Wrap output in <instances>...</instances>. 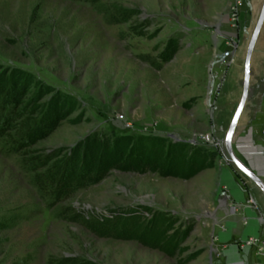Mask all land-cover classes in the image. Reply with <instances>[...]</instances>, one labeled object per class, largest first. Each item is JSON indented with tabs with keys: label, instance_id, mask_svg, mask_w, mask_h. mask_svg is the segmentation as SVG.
<instances>
[{
	"label": "rangeland",
	"instance_id": "rangeland-1",
	"mask_svg": "<svg viewBox=\"0 0 264 264\" xmlns=\"http://www.w3.org/2000/svg\"><path fill=\"white\" fill-rule=\"evenodd\" d=\"M262 4L0 0V68L27 75L23 112L35 98L34 112L68 98L55 128L29 146L44 166L30 171L0 140V264H224L220 238L242 239L231 205H264L225 146ZM263 32L264 21L231 140L239 160L234 140L248 121L264 130ZM143 136L158 138L148 157ZM83 143L98 159L108 148L103 161L123 150L121 161L61 199L38 187V174Z\"/></svg>",
	"mask_w": 264,
	"mask_h": 264
},
{
	"label": "trees",
	"instance_id": "trees-1",
	"mask_svg": "<svg viewBox=\"0 0 264 264\" xmlns=\"http://www.w3.org/2000/svg\"><path fill=\"white\" fill-rule=\"evenodd\" d=\"M26 79L27 75L19 69H11L6 73L2 67L0 68V140L9 153L23 155L26 167L30 171H34L47 162L43 156L30 155L29 146L46 137L55 128L58 120L65 112L64 106L60 102L63 100L68 101V98L61 95L56 97L55 101H46L45 105L39 104L41 106L39 112H34L33 108H35L36 102L39 101L35 98L33 101L34 106L29 109L30 112H23L28 102L33 100L32 95L26 97L29 88V85L25 84ZM17 106L20 107L19 111H17ZM141 139L143 140L142 153L148 157L151 150L156 146L154 141L158 138L143 136ZM94 147L91 144L87 149L86 143H83L73 156L69 152L62 159L51 163L44 174H38L35 177L38 187H41L44 192L53 193L55 198L60 196L61 199L71 195L77 188L98 181L108 168L121 161L123 150L114 155L116 156L114 159L108 158L103 161L102 157L108 148L102 149L99 153L102 156H99L100 159H98L95 156L96 150ZM159 149L160 151L164 149V144L159 146ZM202 152L204 150L200 149L199 153ZM86 154L89 155L87 158ZM154 158L157 159V155ZM173 161L174 166L178 165L179 159L177 157H173ZM150 168H154V166ZM61 263L94 264L77 261L74 257H69Z\"/></svg>",
	"mask_w": 264,
	"mask_h": 264
},
{
	"label": "crops",
	"instance_id": "crops-1",
	"mask_svg": "<svg viewBox=\"0 0 264 264\" xmlns=\"http://www.w3.org/2000/svg\"><path fill=\"white\" fill-rule=\"evenodd\" d=\"M263 36L264 32L261 38ZM260 47L264 49V44ZM250 120L248 121L247 132L243 136L238 135L235 138L234 149L242 163L253 173H257L264 182V130H260L259 123ZM250 202H252L251 197L246 199L245 203L238 205L240 208H236L239 214V232L237 231L234 234L240 233L242 235L241 241L234 239L231 242H225V238H220L222 245L219 249V257L224 264H264V256L259 253L261 240H264V205L260 204L257 211H255L253 210L255 207ZM233 205L237 204L231 206ZM256 212L263 216L261 220L255 216L254 213ZM251 237H256L257 240L248 249H245L242 240Z\"/></svg>",
	"mask_w": 264,
	"mask_h": 264
},
{
	"label": "water",
	"instance_id": "water-1",
	"mask_svg": "<svg viewBox=\"0 0 264 264\" xmlns=\"http://www.w3.org/2000/svg\"><path fill=\"white\" fill-rule=\"evenodd\" d=\"M264 21V0H263V4L259 13V16L256 20L255 26L253 28L252 34L250 36L249 42L247 44V48H246V53H245V57H244V65H243V90H242V95L240 97V100L236 106V109L233 113V116L231 118V121L229 123L227 132L225 134V146L227 149V152L231 158V160L235 163V165L245 174L247 175L250 179H252V181L261 189V191L264 194V182L261 180V178L259 177V175L257 173H253L247 166H245L232 152L231 149V140L233 137V131L234 128L236 126V123L238 121V118L245 106V103L248 99L249 96V74H250V68H249V63H250V57H251V53L253 50V46L255 43V40L257 38V35L259 33V30L261 28V25ZM238 207L237 205H233L231 206V210H234L235 208ZM255 238V237H251V238H244L242 240V244L245 246V249H248L251 245V242L249 241L250 239ZM215 252L217 251V249H213Z\"/></svg>",
	"mask_w": 264,
	"mask_h": 264
},
{
	"label": "built area",
	"instance_id": "built-area-1",
	"mask_svg": "<svg viewBox=\"0 0 264 264\" xmlns=\"http://www.w3.org/2000/svg\"><path fill=\"white\" fill-rule=\"evenodd\" d=\"M257 238H252L249 241L251 242V244H253L254 242H256ZM259 253L262 254L264 256V240H261L260 246H259Z\"/></svg>",
	"mask_w": 264,
	"mask_h": 264
},
{
	"label": "bare ground",
	"instance_id": "bare-ground-1",
	"mask_svg": "<svg viewBox=\"0 0 264 264\" xmlns=\"http://www.w3.org/2000/svg\"><path fill=\"white\" fill-rule=\"evenodd\" d=\"M206 138V137H205Z\"/></svg>",
	"mask_w": 264,
	"mask_h": 264
}]
</instances>
